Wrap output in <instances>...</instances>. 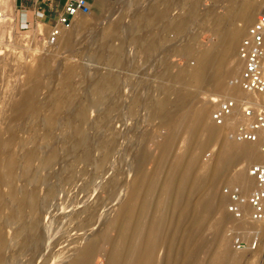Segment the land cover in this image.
Segmentation results:
<instances>
[{
	"label": "rangeland",
	"instance_id": "rangeland-1",
	"mask_svg": "<svg viewBox=\"0 0 264 264\" xmlns=\"http://www.w3.org/2000/svg\"><path fill=\"white\" fill-rule=\"evenodd\" d=\"M17 3V0H0V241L2 237L9 241L22 223L17 214L20 211L9 210L12 198L5 193L6 186L14 183V176H22L16 187L24 191L26 172L33 164L38 167V162L44 159L42 143L44 149L50 147L54 165L50 169L53 179L45 185L43 194L40 233L21 253H15L10 242L5 248L0 242V264H77L80 247L96 239V230H104L109 236L108 242L97 244V252L106 245L113 246L120 234L117 217L131 190L135 189L138 207L150 203V213L158 201L166 205L168 199L161 190L162 181L172 159L186 162L182 180L188 181L187 193L198 191L194 197L197 201L203 193L207 197L200 209L183 204L172 214L158 211L156 218L163 224L164 234L155 252L157 261L164 263L170 250L175 251L176 264H185L187 260L190 264H221L227 255L233 261L237 259L234 263L230 260L231 264H245L244 259L233 256L243 252L250 254L252 261V251L257 249L260 235L234 221L237 217L229 211L230 199L224 188L239 183L234 179L237 174L249 177V164L261 160L231 164L230 158L239 154L237 146L248 141L229 136V124H217L211 112L220 93L238 100L249 96L231 79L241 70L238 45L264 9V0H111L103 16L97 15L103 12L99 5H94V15H85V32L69 48H64L66 51L46 49V55L38 51L45 46L44 35H39L35 43L33 38L25 36L35 30L21 33V29L35 26L36 21L24 26L14 23L12 15L18 13ZM219 26L222 31L217 30ZM164 27L167 30H162ZM225 32L232 49L204 55L206 48L218 43ZM190 39L194 50L202 54L199 60L188 53ZM184 65H192L198 76L195 83L176 82L166 76L171 67ZM232 70L236 73L227 76L224 82L225 74ZM94 76L104 82L97 99L85 88ZM71 86L76 87L74 96L56 111L58 90ZM31 90L33 98L27 99L25 94ZM138 90L143 94L137 95ZM145 96L157 98L156 101L164 97V100L154 109ZM189 102L206 106L201 112L202 119L199 117L200 127L189 132L175 131L170 120ZM112 111L117 119L113 131L105 141H96V126ZM11 119L14 124H9ZM79 119L89 123L82 135L74 133ZM6 125V134L1 136ZM219 125L220 129L212 127ZM247 144L264 153L257 142ZM32 145L38 150L34 160L28 157ZM157 146L164 148L161 157ZM130 164L140 165L141 176L136 178L127 171ZM38 168L34 171L44 173ZM215 170L223 172L218 180L210 176ZM174 188L177 192L182 188L178 180ZM223 196L225 204L209 215L207 200L216 201ZM96 209L98 216L94 218ZM221 214L231 218L218 227ZM149 217L150 214L135 215L129 221L130 228L138 227L142 238L148 227L152 228ZM257 222L264 225V221ZM139 238L131 241L135 256L142 248ZM105 261L101 253L94 256L97 264Z\"/></svg>",
	"mask_w": 264,
	"mask_h": 264
},
{
	"label": "bare ground",
	"instance_id": "bare-ground-1",
	"mask_svg": "<svg viewBox=\"0 0 264 264\" xmlns=\"http://www.w3.org/2000/svg\"><path fill=\"white\" fill-rule=\"evenodd\" d=\"M178 1H181V0H178ZM110 2H111V0H96L94 2V5H99L102 8V11H103L102 14L101 13L97 14L98 17L103 16V14L107 11L108 7L110 6ZM94 5H93V7H94ZM196 10H198V9H196ZM203 12L204 11H202V13ZM86 14L87 15H92V14L94 15L93 9L90 12H88V13H81V14L77 15L75 20H74V22H73V25L70 28L64 29L62 31V33L60 34V36L58 37L57 41H55L53 43H49V42L46 41V37H47V34H48L50 29L47 30V29L39 27L38 29H36L34 31V33L25 34V36L33 38L31 40H33L34 42H35V39L39 35L42 34V35L45 36V44H44L45 46L39 48V50H38V51H43V52H40V53H42L41 55H46L47 54L46 49H48V50H56V52H60V51L64 50V48H69L73 44L74 40L78 36H81L82 33L85 32L86 26H87V20L85 18ZM177 17H179L181 19L182 15H177ZM197 20H199V19H197ZM203 20H205V18ZM209 23H211V22H209ZM203 24L208 26V22H206V21H204ZM162 30H167V27H164ZM217 30L218 31H222L220 26L218 27ZM31 40H30V42H32ZM228 42H229L228 41V33L225 32L218 43L210 45V46H208L206 48V50L204 52V55L212 56V55H214L216 53H220V52H229L232 49L233 46H230L228 44ZM32 46H35V45H32ZM26 48H27V46H26ZM187 48H188V53H189L190 56H192L193 58L195 57L198 60L201 58V56H202L201 52L194 50L193 40H191V39L188 40ZM31 50H33V49H31ZM64 51H66V49ZM0 53H2V52H0ZM238 57H239V55H238ZM191 66L190 65H184V66L177 67V68L176 67H171L167 71L166 76H168V78H170L171 80L176 81V82H188L190 84L193 83V82L195 83L198 80V76L195 74V72L193 71V67H191ZM235 73H236V70L235 71L232 70L230 72H227L225 74V76H224V82H225V79H226L227 76L235 74ZM109 84H111V83H108V85ZM103 85H104V82L101 79H99V78L94 76L93 79L91 80V82L88 83L85 88H86V90L88 92H90L95 97V99H97L98 95H99V92L101 93L100 90L103 87ZM75 91H76V87H74V86L67 87V88H60L58 90V101L54 105L55 110L56 111H60L64 107L65 103L74 96ZM136 94L137 95H142L143 93H141V91L138 90V91H136ZM25 96L28 97L27 99L33 98V90H31L30 92L26 93ZM158 99H159V97H158ZM23 100L26 101L25 99H23ZM98 100H100V99H98ZM156 100H157V98L156 99H150V97H146L145 96V101L148 102L149 104H151V106H153L154 109H157V108L160 107V104L163 102L164 97H161L160 101H156ZM26 102H28V101H26ZM19 103H18V105H19ZM96 103H95V105H96ZM102 103H101V105H102ZM95 105H94V107L97 106V105L96 106ZM96 108H94V109H96ZM204 108H206V106L204 107V105L201 104V103L199 104L198 102H193V103L189 102L188 105L182 110V112L179 115L175 116V118H172L170 120L171 125H172V129H174L175 131L182 130L184 132L195 131L198 127H200V119H199V117L200 118L202 117L201 116V112H202V109H204ZM116 109L117 108H115L114 111ZM90 110H92V109H90ZM114 111L108 112L106 114L104 120L101 121L100 123H98V125L96 126L97 127V133L94 135V139L96 141H101V142L105 141L107 136L113 131V128L115 127L116 122H117V119L115 120V117L112 115V114H115ZM161 113L163 114V110H162ZM53 114H54V112H53ZM159 115H161V114H159ZM48 123H50V122H48ZM48 123L46 125H48ZM9 124H14V120L10 121ZM87 124L89 126V123H86L85 119H79L78 125H77L74 133L82 135V133L84 132V130L87 127ZM225 124L228 126L229 123L226 122ZM225 124H223V125H225ZM8 125L5 126V129L3 130V133L1 134V136L6 134L5 131H6V128H7ZM90 125H91V123H90ZM160 126H161V124H160ZM212 127H217L218 129H220V125L219 126H212ZM87 130H89V129H87ZM17 131H19V130H17ZM74 133L72 132V134H74ZM90 138H91V135H90ZM90 138H88V139L90 140ZM239 141H241V140H239ZM248 142H251V141H248ZM248 142H243V143H245V145L237 146V151L239 152V154L237 156H234V157L230 158L231 164L239 162V161H246V163L249 164V163H251L253 161H256V160H259V159L260 160H262V159L264 160V153L260 154V152H258L257 150H254L252 146L247 144ZM253 143H256V142H253ZM21 145H22V143H21ZM43 145L44 144L42 143V146ZM33 146L34 145H32V147ZM42 146H41V151H42V153L44 155V159L42 158L43 159L42 163L38 162L37 166L39 168L36 167V164H35V166L33 164L28 169V172H26L27 174L26 175L24 174L25 175V189H24V191L20 192V191L17 190V187H16V183L20 180V177H22V176H20V177L19 176H14V178H13L14 179L13 180L14 183H11V184L7 185L6 188H5L6 189L5 193H7L12 198V203L9 206V210L11 212H14V213H16L17 210L20 211V213H17V214L21 218L23 224L22 223L20 224L18 232L15 233L11 237V239L9 241L6 238L2 237V240L0 242L3 244V246H1V245L0 246L2 248H5L4 246H7L8 243L10 242L9 244H11L12 247H14L15 253H21L23 250H25V248L27 247L28 243L32 242L37 237V235L40 233V231H41L40 230L41 229L40 217L42 216L41 206H42V201H43V194L46 191L45 185L47 183H49L53 179V176L50 173V169L53 168V165H54L53 159L51 158L50 153H49V148L50 147L47 148V149H44L46 147L45 146L42 147ZM230 146L234 147V144L232 142H230ZM157 148L159 149V153L158 154L161 157L163 155L164 148H161L160 146L159 147L157 146ZM95 149H96V147H95ZM89 151H91V150H89ZM74 152H73V155H74ZM108 153H109V151H108ZM37 154H38L37 147L34 146L33 148H30L28 157L30 158V160H34L36 158ZM158 154L156 153L155 156L157 157ZM82 156H83V158L86 156V151H84L82 153ZM90 161H92V159ZM102 162H104L103 158H102ZM81 163H82V161H81ZM36 168H38L39 170L40 169L43 170L44 173H42V171H40V172L39 171H34ZM185 169H186L185 160H183V159H172L171 160V162H170V164H169V166H168V168L166 170L165 179H164V181H162L163 184H162V189H161L166 194V197H167L168 201H167L165 206L161 205V203H160L161 200L158 201L155 204V206H154V211H152L151 213L149 212V209H150V203L149 202L147 204L143 205V206H139L138 207V205L136 204L137 200H136V195H135V189L131 190V192L129 194V197L125 200V203L122 206V209H121L122 213H121L120 217H117L119 219L120 234H119L118 239L115 240V244L113 246H107L106 245L100 252H97V244L101 243V241H104V240H106V242H108L109 236L108 237L106 236V232L104 230H101V231L96 230L95 231L96 239L92 240L91 242H89V243H87L85 245L82 244L83 246L81 245L82 247H80V248H82V249H80L79 254H77L78 251H79V250H77V253H76L77 257L75 259L77 261V264H97L96 262H94V256L99 254V253H101L103 256H105L106 261L103 264H160L157 261V259H156L155 252H156V249L158 248L159 241L161 240L162 235L164 234V229L162 230L163 224L160 225L158 223L157 218H156V215H157L158 211H161V209H162V210H166L168 214H172V213H174L176 208H181L183 206V204H185L189 208L200 209V208H202V206L204 204L203 200L205 199V197H207V194L203 193V195L201 194L202 198L197 201V199H194V197H195L196 194H199L198 191L189 192V194L187 193L185 188L187 187L188 181L186 180V181L183 182V180H182V176H183V173H185ZM78 171L79 170H77V172ZM127 171H129V173L132 176H135L136 178L141 176L140 175L141 174V169H140V165L139 164H134V165L130 164L128 169H127ZM129 173L127 172L126 176L129 175ZM222 173L223 172L221 170H215L214 172L213 171L211 172L210 176L212 178H214L215 180H218L220 178V176L222 175ZM58 174H59V172H58ZM72 174H74V173L72 172ZM127 178H128V176H127ZM234 179L239 181L238 184L241 185L242 191H247L248 189H250L255 184V179L251 175H249V177H248V176H244L242 174H237ZM177 180L180 182V185L182 187L178 192L174 188V186L177 183ZM154 182H155V179H153V183ZM193 185H194V183H192V185L189 184V186H191L190 188H193L192 187ZM35 188L37 190H39V191L33 193L32 190L35 189ZM118 189H120V188H118ZM31 192H32V194H30ZM108 193H109V191H108ZM72 197H73V195H72ZM5 199H6V197H5ZM207 201L208 202H206V203H208V214L210 215V214H213V212L215 211V209L219 205L225 204L226 198L223 196L221 198L220 197L217 198L216 201L213 200V198L210 199V200H207ZM114 205H116V204H114ZM97 209L93 213L92 217H94V218L98 216ZM244 209H245V215L244 216H236L237 219H234V221H236V223L238 225H240V227H242V228L248 229L249 231L258 232L259 235H260V243H259L257 249L252 251V255L251 256L254 257L252 261H250L251 260L250 254L249 255H244V252L243 253H237V254L234 253V255L233 254L232 255L234 256V258L235 257L238 258V260L240 258L244 259L245 260V264H248V263L250 264V262H252L253 264H264V225L259 223V222H257V221H264V220H257V221H256V219L250 220V217H249L250 207H249V205L248 204L244 205ZM6 214H7V212H6ZM148 214H150L149 223L152 224V228H150V226H149L148 229H147L146 235L143 236V238H142L140 233H139V231H138V227L130 228L129 221L132 218V216L139 215L140 217H143V216L147 217ZM0 215H2V214H0ZM229 218H231V217L229 215H227V214H223L222 216H220V221L218 220L219 223H217V224H219L218 227L220 226L221 223L226 222ZM204 220H205V218H204ZM3 221H4V219H3ZM10 231H12V230H10ZM138 236L140 237L139 238L140 241L142 239V248H141V252L137 256H135V255H133V252H132L131 241L137 239ZM71 244H67V245L69 246ZM2 248H0V249H2ZM16 257H18V256H16ZM166 257H167V259L165 261L166 263L164 262L162 264H176L177 260H175V251L170 250L169 253H168V256H166ZM230 260H232V256L229 257L227 255V256L224 257V259L222 260L221 264H231ZM13 261L12 262L15 263L14 259H13ZM235 261H233L232 263H234ZM241 262H242V260H241ZM185 264H190V260H187L185 262Z\"/></svg>",
	"mask_w": 264,
	"mask_h": 264
},
{
	"label": "built area",
	"instance_id": "built-area-1",
	"mask_svg": "<svg viewBox=\"0 0 264 264\" xmlns=\"http://www.w3.org/2000/svg\"><path fill=\"white\" fill-rule=\"evenodd\" d=\"M43 1L59 3V0ZM93 2L94 0H65L60 8L57 7V14L49 23L46 41H57L62 31L73 25L77 15L92 10ZM238 55L241 70L231 80L239 83L249 96L238 100L234 96L220 93L216 97L211 116L217 124L229 123V136L241 141L257 142L264 152V9L242 37ZM248 173L255 179V184L248 193H244L238 183L224 188L230 199L229 211L236 216H244V205L248 204L249 217L264 220V160L249 164Z\"/></svg>",
	"mask_w": 264,
	"mask_h": 264
},
{
	"label": "crops",
	"instance_id": "crops-1",
	"mask_svg": "<svg viewBox=\"0 0 264 264\" xmlns=\"http://www.w3.org/2000/svg\"><path fill=\"white\" fill-rule=\"evenodd\" d=\"M18 13L15 15L13 13V20H16L15 24H20L21 26L29 25L30 23L35 22V26L21 29V33H27L34 31L39 27L48 29L50 28V22H52L57 14V7H61L62 4L53 2L50 4L48 1H36V0H17ZM55 1V0H54ZM96 0H94L95 2ZM92 3V6L94 5ZM58 5V6H57ZM53 6V7H52ZM93 9V8H92ZM18 17V20H17ZM16 27V25H15Z\"/></svg>",
	"mask_w": 264,
	"mask_h": 264
}]
</instances>
